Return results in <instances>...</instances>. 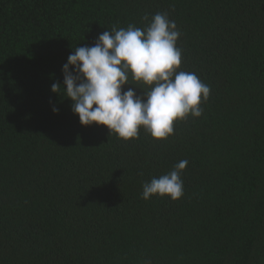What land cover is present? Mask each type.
Here are the masks:
<instances>
[{
    "label": "trees",
    "instance_id": "16d2710c",
    "mask_svg": "<svg viewBox=\"0 0 264 264\" xmlns=\"http://www.w3.org/2000/svg\"><path fill=\"white\" fill-rule=\"evenodd\" d=\"M157 12L202 115L163 140L82 126L50 91L67 57ZM182 160V197L141 198ZM0 264H264V0H0Z\"/></svg>",
    "mask_w": 264,
    "mask_h": 264
},
{
    "label": "clouds",
    "instance_id": "9594fccd",
    "mask_svg": "<svg viewBox=\"0 0 264 264\" xmlns=\"http://www.w3.org/2000/svg\"><path fill=\"white\" fill-rule=\"evenodd\" d=\"M142 19L149 21L147 14ZM180 35L167 12L154 14L143 29L132 24L106 29L92 46L71 52L61 69L63 83L53 82L50 91L71 101L82 126L103 125L109 135L125 141L138 138L141 128L155 140L166 139L174 132V121L202 115L200 105L211 93L195 73L179 70ZM130 78L147 86L143 95L132 87L123 90L126 84L134 85ZM187 163L182 160L169 173L143 183L141 198L182 197L181 173Z\"/></svg>",
    "mask_w": 264,
    "mask_h": 264
}]
</instances>
